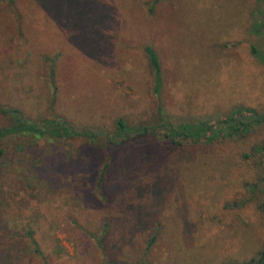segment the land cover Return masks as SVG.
I'll use <instances>...</instances> for the list:
<instances>
[{
	"label": "rangeland",
	"instance_id": "1",
	"mask_svg": "<svg viewBox=\"0 0 264 264\" xmlns=\"http://www.w3.org/2000/svg\"><path fill=\"white\" fill-rule=\"evenodd\" d=\"M48 1L0 2V105L104 130L119 117L156 125L159 107L170 122L264 112L251 52L264 56V34L250 32L264 0H160L153 16L149 0ZM97 145L0 143V264H245L261 250L264 124L208 145L139 137L108 156Z\"/></svg>",
	"mask_w": 264,
	"mask_h": 264
},
{
	"label": "trees",
	"instance_id": "2",
	"mask_svg": "<svg viewBox=\"0 0 264 264\" xmlns=\"http://www.w3.org/2000/svg\"><path fill=\"white\" fill-rule=\"evenodd\" d=\"M8 1L11 0H0ZM160 0L147 1V14L153 16L155 6ZM49 3H54V0H49ZM92 8V7H90ZM96 8L88 9L90 14L95 13ZM46 15V14H45ZM50 18L43 17V20L50 27ZM90 19H86L89 21ZM251 34L260 36L264 34V15L261 19H254L250 29ZM253 56L264 63L262 56L255 48L252 47ZM70 54V53H65ZM149 68L154 78V94L159 97L162 86L161 68L157 52L151 46L144 47ZM73 55V54H72ZM75 55V54H74ZM81 56V55H79ZM83 57V56H81ZM86 60V57H83ZM53 76V69L50 72ZM85 76H89V72L85 71ZM158 121L156 125H131L124 118L119 117L114 121L112 129H101L97 126L91 127H76L70 120L63 116H54L51 118H39L33 120L24 115V113L16 107L0 105V143L13 138H30V139H45L56 142H70L76 139H81L91 146L100 144V149L107 156L115 148L122 146L129 141L139 137H155L158 140L170 143L175 147L185 144H203L208 145L215 140L245 138L254 129L264 124V112L260 113L253 108L238 106L233 108L227 115L220 116L216 120L204 118L200 120H182L180 122H170L161 114L160 107L158 108ZM103 138L102 141H98ZM99 146V145H97ZM257 153L263 154L264 145L256 147ZM4 149L0 148V158L4 156ZM108 162L110 157L107 158ZM108 163L104 164L99 171L96 181L97 193L102 201L106 198L103 194L102 183L105 181V175L108 171ZM264 194V190H263ZM132 223L130 224V226ZM35 244V241H33ZM152 238L147 249L153 244ZM37 251V250H36ZM146 264V263H145ZM245 264H264V244L261 250L258 251L255 258Z\"/></svg>",
	"mask_w": 264,
	"mask_h": 264
}]
</instances>
